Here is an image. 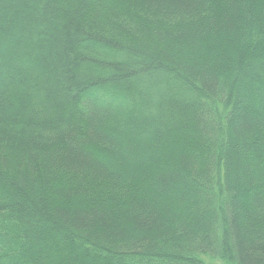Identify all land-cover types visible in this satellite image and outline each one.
Wrapping results in <instances>:
<instances>
[{
  "label": "trees",
  "instance_id": "16d2710c",
  "mask_svg": "<svg viewBox=\"0 0 264 264\" xmlns=\"http://www.w3.org/2000/svg\"><path fill=\"white\" fill-rule=\"evenodd\" d=\"M0 264H264V0H0Z\"/></svg>",
  "mask_w": 264,
  "mask_h": 264
}]
</instances>
